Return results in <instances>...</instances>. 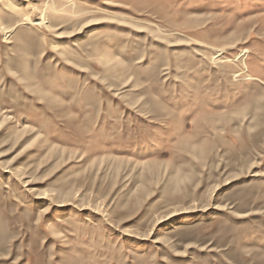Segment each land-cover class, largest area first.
Instances as JSON below:
<instances>
[{
  "label": "rangeland",
  "instance_id": "rangeland-1",
  "mask_svg": "<svg viewBox=\"0 0 264 264\" xmlns=\"http://www.w3.org/2000/svg\"><path fill=\"white\" fill-rule=\"evenodd\" d=\"M0 264H264V0H0Z\"/></svg>",
  "mask_w": 264,
  "mask_h": 264
},
{
  "label": "bare ground",
  "instance_id": "bare-ground-1",
  "mask_svg": "<svg viewBox=\"0 0 264 264\" xmlns=\"http://www.w3.org/2000/svg\"><path fill=\"white\" fill-rule=\"evenodd\" d=\"M248 67L246 66V64H245V71H246V69H247ZM247 72H248V69H247ZM248 80H250V79H254V80H258L257 78H255L253 75H248V78H247Z\"/></svg>",
  "mask_w": 264,
  "mask_h": 264
}]
</instances>
